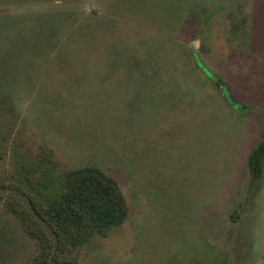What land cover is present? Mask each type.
Here are the masks:
<instances>
[{
    "label": "rangeland",
    "instance_id": "rangeland-1",
    "mask_svg": "<svg viewBox=\"0 0 264 264\" xmlns=\"http://www.w3.org/2000/svg\"><path fill=\"white\" fill-rule=\"evenodd\" d=\"M263 139L264 0H0V264L86 165L128 215L59 264H264Z\"/></svg>",
    "mask_w": 264,
    "mask_h": 264
},
{
    "label": "trees",
    "instance_id": "trees-1",
    "mask_svg": "<svg viewBox=\"0 0 264 264\" xmlns=\"http://www.w3.org/2000/svg\"><path fill=\"white\" fill-rule=\"evenodd\" d=\"M263 162L264 139L248 156L252 180L262 175ZM37 214L40 221L33 222L40 231L43 249L31 264H59L55 254L68 252L63 253L65 243L78 245L94 233L120 225L127 218L128 208L117 182L96 166L86 165L68 170L61 192L46 206H40ZM46 230L54 236L53 240ZM52 250L54 254L49 253Z\"/></svg>",
    "mask_w": 264,
    "mask_h": 264
}]
</instances>
